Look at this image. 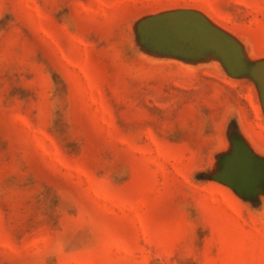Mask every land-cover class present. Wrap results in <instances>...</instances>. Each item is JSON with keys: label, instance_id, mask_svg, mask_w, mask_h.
Instances as JSON below:
<instances>
[{"label": "rangeland", "instance_id": "obj_1", "mask_svg": "<svg viewBox=\"0 0 264 264\" xmlns=\"http://www.w3.org/2000/svg\"><path fill=\"white\" fill-rule=\"evenodd\" d=\"M0 264H264V0H0Z\"/></svg>", "mask_w": 264, "mask_h": 264}]
</instances>
